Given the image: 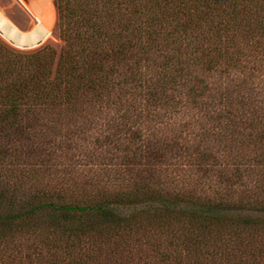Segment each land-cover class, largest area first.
Here are the masks:
<instances>
[{
	"label": "trees",
	"instance_id": "trees-1",
	"mask_svg": "<svg viewBox=\"0 0 264 264\" xmlns=\"http://www.w3.org/2000/svg\"><path fill=\"white\" fill-rule=\"evenodd\" d=\"M53 5L0 41V264H264V0Z\"/></svg>",
	"mask_w": 264,
	"mask_h": 264
},
{
	"label": "bare ground",
	"instance_id": "bare-ground-1",
	"mask_svg": "<svg viewBox=\"0 0 264 264\" xmlns=\"http://www.w3.org/2000/svg\"><path fill=\"white\" fill-rule=\"evenodd\" d=\"M34 16L35 25L28 32L20 31L2 12H0V35L11 45L19 49H35L49 39L51 25L54 18V10L51 3L48 4L44 16L36 15L30 10L23 0H19ZM47 2V0H46ZM46 3H43V5Z\"/></svg>",
	"mask_w": 264,
	"mask_h": 264
},
{
	"label": "rangeland",
	"instance_id": "rangeland-1",
	"mask_svg": "<svg viewBox=\"0 0 264 264\" xmlns=\"http://www.w3.org/2000/svg\"><path fill=\"white\" fill-rule=\"evenodd\" d=\"M44 3L46 4L43 5V8L38 10L39 16H44L45 12H48L47 7H48V4L50 3V0H47V2L45 1ZM0 12H2L7 18H9L10 21L22 32L30 31L35 25L34 16L27 10V8L19 0H0ZM50 32H51V35L49 39H47L39 47L32 49V50L19 49L17 47H14L10 43H8L1 35H0V41H2L7 47L15 51H20V52L33 51V50L41 48L42 46L46 44L53 45L59 50L60 47L62 46V42L59 38L58 29L56 28L55 12H54V18H53Z\"/></svg>",
	"mask_w": 264,
	"mask_h": 264
},
{
	"label": "water",
	"instance_id": "water-1",
	"mask_svg": "<svg viewBox=\"0 0 264 264\" xmlns=\"http://www.w3.org/2000/svg\"><path fill=\"white\" fill-rule=\"evenodd\" d=\"M23 1H24L25 5L30 10H32L35 14H38V10L43 8V3L46 0H23ZM50 3L52 4L53 10H54L55 15H56V11H55V8H54V5H53V0H50Z\"/></svg>",
	"mask_w": 264,
	"mask_h": 264
}]
</instances>
